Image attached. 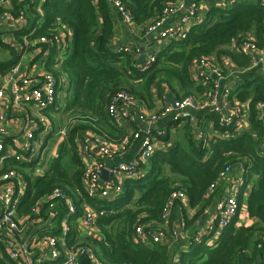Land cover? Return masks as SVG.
I'll return each mask as SVG.
<instances>
[{
    "label": "trees",
    "instance_id": "trees-1",
    "mask_svg": "<svg viewBox=\"0 0 264 264\" xmlns=\"http://www.w3.org/2000/svg\"><path fill=\"white\" fill-rule=\"evenodd\" d=\"M120 1L138 26L155 19L167 3L173 2ZM11 2L15 17H20L25 12L31 24L30 28L27 26L16 33L18 38L29 35L40 21H44L42 27L37 28L30 39L46 37L55 42L60 33L67 36L72 34V40L64 50L58 46L51 49L46 67L60 82L65 80L61 83L60 90L68 89L73 92V97L63 109L75 120L94 121L93 115L99 108H107L112 96L119 91H127L137 98L147 99L151 97L152 87L167 86L177 100L202 96L205 88L197 86L192 75L197 60L204 56L220 57L228 54L235 62L239 63L241 59L243 62L239 64L245 66L247 60L238 58L225 49L247 34H252L262 46L264 9L258 0H236L225 6L213 5L201 24L192 27L185 39L170 41L167 49L157 53L155 62L143 72L142 65L131 52L112 49L115 24L110 0ZM26 5H30L29 10H26ZM38 8L43 16L39 14ZM15 63L16 60L0 62V71H8ZM232 95L240 102L249 101L251 133L243 132L229 138L212 139L209 148L205 147L203 141L190 138L186 145L174 144L166 153L157 152L147 164L140 166L144 175L136 180H125L122 194L113 201H92L87 198L83 184L85 169L74 146L69 149L76 165L73 173L64 168L61 161L68 149H64L61 157L55 161L51 174L40 178L36 183H32L27 176V167L17 164L13 169L27 174L29 183L20 213H30L37 202L56 188L72 195L75 201L77 214L70 218L71 223L74 218L77 220L83 216L86 204L114 210L115 214L96 222L100 238H80L82 242L78 243L77 236L80 235L74 225L65 238L67 248L92 246L105 264H172L176 258L178 264H264V157L259 154V147L264 144V119L257 118L255 108L258 101L264 102V76L256 71L244 74L242 81L233 86ZM217 122L215 117V125L219 131ZM86 128L79 126L73 132ZM96 131L99 136L108 139L101 130ZM227 167L244 170L239 204L244 191L249 186L252 187L247 206L249 218L254 220L251 226L237 227L234 221L214 244H208V238L200 243L188 240L186 249L175 246L176 241L164 244L151 242L147 245L137 242L136 227L146 223L154 227L162 221L167 203L177 189L186 192L189 205L195 210L191 218L184 213V232L187 233L194 227L196 232L191 233V236L195 235L206 210L221 190V174ZM76 190L82 193V200H76L73 192ZM176 207L183 208L180 204L174 209ZM182 210L185 211L184 208ZM151 230L146 228L147 232ZM60 232L58 226L49 233L60 237ZM61 245L59 243L58 248L62 249ZM0 250L2 251V247ZM63 261L64 255L59 262ZM0 264H4L1 257Z\"/></svg>",
    "mask_w": 264,
    "mask_h": 264
},
{
    "label": "built area",
    "instance_id": "built-area-1",
    "mask_svg": "<svg viewBox=\"0 0 264 264\" xmlns=\"http://www.w3.org/2000/svg\"><path fill=\"white\" fill-rule=\"evenodd\" d=\"M185 0H173L172 4L165 8L157 19L148 25L145 35H152L159 30L166 19L175 14L183 7ZM260 6L264 9V0H258ZM97 2V0H94ZM112 6L119 12L124 24L132 30L136 26L133 16L124 7L120 0H110ZM235 0H218V6L233 4ZM31 3H34L33 1ZM30 5L26 6L29 10ZM198 5L194 4L184 16L178 21L176 27L161 32L158 40L180 41L187 37L192 27L201 24L202 20L198 16ZM14 6L11 0H0V26L5 25L10 30L14 27V23L18 18L28 24V18L25 12L20 17H15ZM38 12L43 16V12L38 8ZM18 24V23H17ZM16 25V29H17ZM25 27L20 26L18 31L11 32L9 39L0 36V51L8 49L11 53L10 59L0 62L16 63L6 72L0 71V104L7 102L4 111L0 113V161L4 159L6 150L5 140L7 130L5 125L11 115H23L29 119L36 116L35 129L26 130L24 138L26 142L18 145L17 139H13L16 151L20 153L15 157L21 158L24 155L37 156L39 150L44 147L47 138L53 132L52 123L48 116L49 112L60 113L63 110V99L65 97L64 90H60L61 83L65 80L59 79L49 70L46 64L50 57L51 49L58 46L65 49L69 35L60 33L55 42L46 37L30 39L37 31V28L31 30L29 35H23L20 38L17 32L23 31ZM72 37V35H71ZM238 53L246 58L247 65L237 70L238 74L244 75L248 72L256 71L264 76V21L262 25V46H260L252 34L241 36L234 43ZM41 45H47L43 48ZM129 51L127 48H123ZM140 54V50H136ZM157 53L150 51L146 54V59L142 64V71H146L155 62ZM8 60V61H7ZM41 67V72L34 74L30 70L32 63ZM193 78L197 83L205 88L202 96L187 97L183 100H176L172 106H166L162 111L147 115L145 120L147 123H156L160 118L173 113L175 122H189L195 129L199 130V139L203 141L205 147L209 148L212 139H206L203 129L197 124V120L192 111H209L217 118V126L220 128L219 138H229L231 135H239L250 130V103L247 105L249 109L245 111V107L240 101L231 100L233 85L224 87L227 81L225 70L219 65L216 56H204L194 63L192 70ZM137 100L134 95L127 91H119L112 96L107 112L110 122L119 125L123 120L128 118L129 111L136 109ZM257 118L264 119V102L258 101L255 105ZM221 130L223 132H221ZM38 133V136L36 135ZM62 133H64L62 131ZM158 137H166L165 132L157 134ZM155 140L149 136L142 141V147L136 161L130 163H120L112 168H107L102 161H96L87 157L89 148L83 149L85 157L82 155V162L85 169L84 173V191L87 198L92 201H113L123 192V184L125 180L139 179L140 166L147 164L151 158L159 151ZM95 144L100 148L101 154L104 156H112L114 148L105 137L97 136ZM123 146L130 144V139H126ZM167 145H171L168 142ZM259 154L264 157V144L259 147ZM19 160V159H18ZM37 165L39 161L37 160ZM35 166L33 173L37 170ZM232 168L227 167L221 174V181L228 178ZM104 171L111 174V180L106 184L101 181ZM27 177L24 173L9 169L5 172L0 171V257L4 264H80L81 260L87 259L90 264H105L96 254L95 249L89 245H79L67 248L65 238L69 234L72 225L70 218L77 214L75 201L69 194L63 190L56 188L44 199L37 202L32 207L30 213L21 214V204L27 194L28 189ZM244 185V179L240 178L234 183L227 194L222 197L216 204V214L212 216L208 210L206 215L208 221H203L202 228L198 232L189 236L185 235V240H192L193 243H200L204 238H208V244L212 245L236 220L240 212L239 196ZM215 185L212 186V190ZM180 204L183 207L189 206V199L186 192L177 189L173 192L167 206L162 215V221L154 231H146L145 225L136 227V240L141 244L149 243L164 244L170 241H176L181 238V233L174 227L171 232H167L171 221V213L174 207ZM62 209L63 215L57 221V211ZM115 214L114 210H108L101 206L97 208L86 204L84 206L83 216L78 220V230L81 234H86L93 239L100 238L101 233L97 229L96 222L100 218L109 217ZM60 227V237L50 235L56 227ZM184 231V221L180 227ZM186 233V232H184ZM183 236V235H182ZM264 244V238L262 239ZM62 244V249L58 245ZM62 255L64 261L59 262ZM172 264H178V258L174 259Z\"/></svg>",
    "mask_w": 264,
    "mask_h": 264
},
{
    "label": "crops",
    "instance_id": "crops-1",
    "mask_svg": "<svg viewBox=\"0 0 264 264\" xmlns=\"http://www.w3.org/2000/svg\"><path fill=\"white\" fill-rule=\"evenodd\" d=\"M21 2H25L26 0H19ZM32 2V1H31ZM236 2V0H235ZM171 3H167L166 6L163 8H167L170 6ZM198 5L199 8L197 9L198 16L202 20V22L205 20L207 14L210 12L213 5L218 6V0H185L183 3V7L180 8L175 14L170 15L162 27L157 30L152 35H145L144 30L145 28L153 23L157 17L162 13H159L155 19L149 20L144 25L136 26L132 28H128L123 20L119 12L112 6V15L114 19L115 24V35L112 40V49L114 51H118L123 48H127L129 52L139 61V63L142 65L140 58L142 55L147 54L150 51H154L156 53H160L167 49L169 46V42L166 40H158V35L170 28L176 27L178 21L181 19L182 16L186 14V12L194 5ZM27 6V5H26ZM18 18V17H17ZM18 23V24H17ZM44 21H40L38 23V27H42ZM16 25L17 29H16ZM20 26H24L25 28L28 26L31 27L30 22L28 21V24H24L19 18L17 22L14 23V27L8 30V28L4 24L0 26V36L5 39H9L11 37V32L18 31L20 29ZM72 34H69L68 40H72L71 37ZM136 50H140L141 53L137 54ZM228 52H233L234 55L236 54L238 58H242L246 61V58L241 56L235 46L233 44L229 45L226 49ZM10 51L8 49H2L0 51V59L1 61H4L6 59H10ZM217 61L219 62V65L225 70V73L227 74V81L223 84L224 87L234 86L235 84H238L242 81V76L238 74L237 70L239 68L243 67V65H240V62H243L241 59H239V63L235 62L234 59H232L228 54L222 55L220 57H216ZM8 61V60H7ZM30 70L34 74H38L41 72V67L38 64H35L34 62L30 66ZM197 83V82H196ZM137 85V84H136ZM197 86H200L199 83H197ZM198 95V94H197ZM68 100L67 95H65L63 99V108L65 107ZM137 107L134 110L129 111L128 118L122 121L119 125H114L110 122L109 115L107 112V108L104 107V109H100L95 113L94 121L89 120H75L71 119L69 117L68 113L61 111L60 113H53L49 112L48 116L52 123L53 132L51 135L47 138L44 147H42L39 150V154L37 156H28L24 155L21 158L16 159V155L19 154V151H16V146L13 144V139H17L18 145H22L26 142L24 138V134L26 133V130L35 129L36 122H38V119L36 116H32L31 118L27 119L23 115H11L8 118V121L5 125V129L7 130V137L5 140V147L6 150L4 152V159L3 161H0V171L5 172L9 169H13L17 164L23 165L27 168H25L26 174L28 177H30L32 183H36L40 178L44 177L43 175L40 178L35 177L34 173L32 172V169L35 165H37V160L42 159V156L44 153H46L48 146H50V141L53 140L54 145L52 146L51 150V158L53 159V166L57 159L61 157V154H63L64 149H68L66 153H64L62 157V164L64 165V168H66L70 173H73L76 170V165L73 162V153L69 151L70 147L74 146V149L76 151L77 157L82 162V155L85 157V153H83V149L87 146L89 148L87 157L90 159L96 160V161H102L105 166L109 169L113 166H116L120 163H130L137 160L141 147H142V141L145 137L149 136L152 138V140H155L154 142L157 143L159 151L158 153H166L168 152L174 144H182L186 145L188 140L193 138L200 142L199 139V130L195 129L194 126H192L189 122L183 123V122H175L173 120V113L160 118L156 123H147L145 118L147 115H150L151 113L162 111V109L166 106H172L174 102L177 100L174 93L167 87L163 86L162 88H159L157 86H154L151 88V97L144 99V98H137ZM231 100L239 101L232 95ZM249 101L247 100L243 106L245 107V111L249 109V106L247 105ZM7 105V102L5 101L4 104H0V113L4 111V106ZM194 114L197 124L203 129V133L206 139H217L221 135L216 128L215 125V115L209 111H192ZM145 117V118H144ZM250 130L247 131L248 133L252 132L251 122H249ZM96 124V125H94ZM79 126H86L87 128L85 130L78 129L77 131L73 130L76 127ZM189 126V127H188ZM191 128V129H190ZM96 130H101L103 132V135L108 137L105 138L109 141V144L112 145L114 148V154L112 156H104L101 154L100 148L95 144V138L97 136L99 137ZM62 131L64 133H62ZM165 132L166 137H158L157 134ZM38 136V133H36ZM192 135V136H191ZM126 139H130V144L128 146H123V142ZM168 142H171V145H167ZM69 156V157H68ZM65 158V159H64ZM65 160V161H64ZM83 163V162H82ZM31 166V167H29ZM29 167V168H28ZM37 166H35L36 168ZM141 169V168H140ZM140 174L142 176L144 175L143 168L141 169ZM46 176V175H45ZM244 177V170L243 168H233L231 170V173L228 178H225L221 182V190L218 193V195L215 197L214 202L211 204V206L207 209L209 213L214 216L216 214V204L217 202L224 197L229 189L232 187L234 183H237L240 178ZM101 181L103 184H106L109 181L103 180L101 178ZM252 187L249 186L242 195V200L240 203V212L238 216L236 217V226H251L254 223V220L249 218L248 215V198L250 196ZM76 194V200H82V193L80 191H73ZM242 194V191H241ZM240 194V196H241ZM93 206V205H91ZM185 209L182 210V209ZM183 208H175L172 210L177 216V220L181 219V221H184V219L181 216H184V213L191 218L195 214V210L192 209L189 206L183 207ZM57 221L61 218V215H63L62 209H59L57 211ZM209 217L206 215V217L203 218V220L200 222V228H202V222H207ZM78 220L79 217L74 218L73 223H71L72 227L74 225V228L78 231ZM76 221V222H75ZM179 222V223H180ZM160 222L154 225V227L150 223L144 224L147 226L146 228L152 229L154 231L158 226ZM173 228V226H171ZM196 232V228H190L187 233H184L183 236H181V239L174 243L175 246L181 247L186 249L187 241L185 240V235L189 233V236L191 233ZM80 236H77V242L80 243V238L86 239L88 237L83 236L82 234H79ZM81 239V240H83Z\"/></svg>",
    "mask_w": 264,
    "mask_h": 264
},
{
    "label": "rangeland",
    "instance_id": "rangeland-1",
    "mask_svg": "<svg viewBox=\"0 0 264 264\" xmlns=\"http://www.w3.org/2000/svg\"><path fill=\"white\" fill-rule=\"evenodd\" d=\"M64 93H65V95H67L68 100H70L71 97H73V92L70 91V90H68V89H64ZM68 100H66V101H68ZM241 103L244 104L245 102H241ZM53 145H54V143H53V140H52V141H50V146H48L46 153L43 154L42 159H39V165H38L37 168H36V170H37V169H38V170H37L36 173H34L35 177L40 178L42 175L45 176V175H49V174H51V172H52V170H53V164H52L53 159L51 158L50 153H51V150H52V146H53ZM68 157H69V156H68ZM64 159H65V158H64ZM64 161H65V160H64ZM172 216H173V217L171 218L170 224H169L168 227L165 228V229L167 230V232H171V230H172L174 227H176L177 230H179V232L181 233L180 235H181V236L184 235V231H183V230L181 231V229H180V227H181L182 224H183V221L180 222L181 219L177 220V216H178V215H176L174 212L172 213ZM181 217L184 219V216H181ZM179 222H180V223H179ZM171 226H173V228H172ZM79 234H80V233H79ZM81 234H82V233H81ZM82 235L88 237L85 233L82 234ZM180 239H181V238H180ZM180 239H178V240H180ZM84 240H86V239H84ZM178 240H176V242H177ZM81 242H82V241H81Z\"/></svg>",
    "mask_w": 264,
    "mask_h": 264
},
{
    "label": "water",
    "instance_id": "water-1",
    "mask_svg": "<svg viewBox=\"0 0 264 264\" xmlns=\"http://www.w3.org/2000/svg\"><path fill=\"white\" fill-rule=\"evenodd\" d=\"M145 59H146V54L142 55L140 58V61L142 64L144 63ZM102 179L106 180V181H110L111 180V174L108 171H104L102 174ZM201 225H203V223ZM80 264H90V263L87 259H83V260H81Z\"/></svg>",
    "mask_w": 264,
    "mask_h": 264
}]
</instances>
